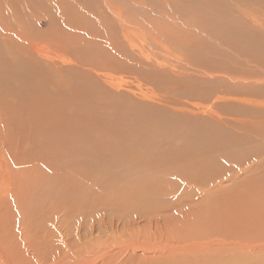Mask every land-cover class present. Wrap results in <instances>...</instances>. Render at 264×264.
I'll return each instance as SVG.
<instances>
[{"label": "rangeland", "instance_id": "1", "mask_svg": "<svg viewBox=\"0 0 264 264\" xmlns=\"http://www.w3.org/2000/svg\"><path fill=\"white\" fill-rule=\"evenodd\" d=\"M1 25V264H264V0H30V50Z\"/></svg>", "mask_w": 264, "mask_h": 264}, {"label": "bare ground", "instance_id": "2", "mask_svg": "<svg viewBox=\"0 0 264 264\" xmlns=\"http://www.w3.org/2000/svg\"><path fill=\"white\" fill-rule=\"evenodd\" d=\"M109 6V5H108ZM111 6V5H110ZM109 6V9H110V11H112L113 13H115V15H117L118 17L119 16H122V17H124L123 15H122V13H121V11L120 10H118V9H116L115 7H110ZM240 7V6H239ZM245 17V16H244ZM113 19H115L114 17H112ZM125 18V17H124ZM250 18V17H249ZM248 18H246V20H247ZM124 21H127L128 22V25L130 24L131 26H133L134 28L136 27V23H134L132 20H130V21H128L126 18H125V20ZM241 21V20H240ZM0 24H2L1 25V27H2V29L3 30H5L6 31V33L7 34H4L5 33V31H4V33H2L5 37H6V39H8L9 41H13V38H15V40L18 42V43H20V44H22L23 45V47L25 46V50H26V48H28V50H30V32H29V30H30V0H0ZM232 25V24H231ZM19 30V32H15L14 30ZM127 29H129V28H127V27H125L124 25H122V30H127ZM130 31V30H129ZM125 32V31H124ZM127 33V32H126ZM5 39V38H4ZM7 40V41H8ZM6 41V40H5ZM6 41V42H7ZM14 42V41H13ZM12 43V42H11ZM15 43V42H14ZM236 44V43H235ZM256 47H259L258 46V43H257V46ZM264 47V46H263ZM22 48V47H21ZM20 48V49H21ZM23 52H24V50H23ZM22 52V53H23ZM25 53H26V51H25ZM27 53H28V51H27ZM21 54V53H20ZM26 57V56H25ZM28 57V56H27ZM24 59V58H23ZM4 68V67H3ZM5 69V68H4ZM6 70V69H5ZM200 70V69H199ZM4 71V70H3ZM8 71V70H7ZM7 71H6V75H7ZM10 75V74H9ZM7 77H10V76H7ZM13 79L15 78L14 76L12 77ZM11 78V79H12ZM28 78V77H27ZM6 79V78H5ZM17 79V78H16ZM236 80V79H235ZM11 81V80H10ZM13 81V80H12ZM13 82H15V81H13ZM3 83H5V82H3ZM11 84H13L12 82H10ZM16 84V83H15ZM6 86H8V85H6ZM14 87V86H13ZM20 87V86H19ZM6 90H8V88L6 89ZM6 90H5V93H6ZM14 91V90H13ZM17 91V90H16ZM30 91V90H29ZM18 92H19V90H18ZM8 95V94H7ZM11 95H14L13 93L11 94ZM19 97V96H18ZM6 98V97H5ZM16 98V97H15ZM6 99H8V98H6ZM15 100V99H14ZM13 150V149H12ZM169 154V153H168ZM3 164V163H2ZM7 164V163H6ZM7 167V166H6ZM10 168V167H9ZM7 169H8V167H7ZM1 170H3V169H1ZM68 170V169H67ZM7 171V170H6ZM165 171V170H164ZM2 173H4V172H2ZM4 177H7V175L5 174V176ZM153 177V176H152ZM151 177V178H152ZM1 179H2V177H0ZM150 178V179H151ZM75 180V179H74ZM148 181V180H147ZM2 182V181H1ZM4 182V181H3ZM0 184H2V183H0ZM5 184V183H4ZM3 184V185H4ZM6 184H7V182H6ZM80 184V183H79ZM6 187V186H5ZM1 188V187H0ZM3 188V187H2ZM86 188V187H85ZM81 190H82V188H81ZM66 191V190H65ZM127 191H128V189H127ZM60 195V194H59ZM78 195V194H77ZM63 196V195H62ZM81 196V195H80ZM85 196V195H84ZM89 197V196H88ZM116 197V196H115ZM9 198V197H8ZM129 198V197H128ZM79 200V199H78ZM66 201H67V199H66ZM73 202V201H72ZM77 202V201H76ZM69 203V202H68ZM110 204H112V203H110ZM123 204V203H122ZM127 205V204H126ZM69 207V206H68ZM110 207V206H109ZM129 207V206H128ZM108 208V207H107ZM126 209V208H125ZM128 209H130V208H128ZM117 210V209H116ZM120 210V209H119ZM105 211H106V209H105ZM114 211V210H113ZM24 213V212H23ZM113 215V214H112ZM119 215V214H118ZM70 217V216H69ZM111 219V218H110ZM120 222V221H119ZM122 226V225H121ZM132 227V226H131ZM50 234V233H49ZM38 235V234H37ZM30 238V237H29ZM49 240V239H48ZM21 241V240H20ZM1 242V241H0ZM22 242V241H21ZM67 243V242H66ZM124 244V243H123ZM127 245H129V244H126V246ZM136 245V244H135ZM8 246H9V244H8ZM141 246V245H140ZM202 246H203V244H202ZM205 246H207V245H205ZM213 246V245H212ZM216 246V245H215ZM34 247V246H33ZM204 247V246H203ZM248 247V246H247ZM130 248H132V249H135V250H138V252L139 253H142V256H151V257H153V259H152V261L154 260V258L155 259H159V255H161L162 256V254H159V248H147V249H144V248H137V247H133V246H128V247H126V248H122L123 250H125V251H127V249H130ZM188 248H189V246H188ZM249 248V247H248ZM102 249V248H101ZM121 249V248H120ZM2 250H4V249H2ZM75 250V249H74ZM109 250H111V249H109ZM103 251V250H102ZM108 251V250H107ZM112 251V250H111ZM130 251V250H129ZM170 251V250H169ZM185 251V250H184ZM7 252H9V251H7ZM110 252V251H109ZM113 252H115V251H113ZM128 252V251H127ZM4 253V252H3ZM11 253V252H10ZM10 253L8 254V255H10ZM112 253V252H111ZM130 253V252H129ZM188 253V252H187ZM75 254V253H74ZM131 254V253H130ZM134 254V253H133ZM191 254H192V252H191ZM2 255V254H1ZM5 255V254H4ZM72 255L73 254H71L70 255V257H72ZM167 255H169V254H167ZM165 256V255H164ZM161 257V258H165V257ZM6 257V256H5ZM8 257V256H7ZM6 257V258H7ZM11 257V258H10ZM12 259V256H9L8 257V259ZM73 258H74V256H73ZM75 259V258H74ZM148 259V258H147ZM0 260H2V261H4L3 259H0ZM25 260V259H24ZM149 260V259H148ZM162 260V259H161ZM12 261H17V260H13L12 259ZM78 261V260H77ZM147 261V260H146ZM181 261H182V259H181ZM21 262V261H20ZM9 263V262H8ZM132 263V262H131ZM157 263V262H156ZM155 263V264H156ZM159 263V262H158ZM170 263V262H169ZM1 264V263H0ZM10 264H12V262H10ZM94 264V263H93ZM146 264H151V263H149V261L146 263ZM153 264V263H152ZM168 264V263H167Z\"/></svg>", "mask_w": 264, "mask_h": 264}]
</instances>
